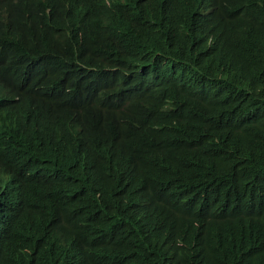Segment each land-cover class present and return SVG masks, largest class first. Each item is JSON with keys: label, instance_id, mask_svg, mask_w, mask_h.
<instances>
[{"label": "trees", "instance_id": "trees-1", "mask_svg": "<svg viewBox=\"0 0 264 264\" xmlns=\"http://www.w3.org/2000/svg\"><path fill=\"white\" fill-rule=\"evenodd\" d=\"M26 4L57 11L51 23L62 38L29 43L18 32L14 43L0 45V147L18 153L9 167L33 198L27 221L46 224V214L58 209L65 193L80 195L76 220L54 241L60 264H155L126 227L103 211L88 215L124 192L128 184H120L134 169L137 176L146 170L157 178L174 172V183L158 186L172 201L176 223L168 233H189L183 222L198 199V223L212 222L215 209L222 223H247L197 236V263L220 264L226 246L247 250L246 264H264L257 234L264 211V0ZM3 9L0 4V14ZM90 10L97 11L98 25L84 28L79 23ZM30 61L27 75L10 70ZM138 69L163 73L155 100L145 107L127 90ZM3 72L15 75L2 79ZM81 107L87 113L83 136L73 121ZM4 116L15 118L18 127ZM112 120L132 128L123 143L129 154L122 150L117 162L96 170L99 141L115 140ZM90 219L100 221L99 234L83 225ZM46 230L52 237L48 224Z\"/></svg>", "mask_w": 264, "mask_h": 264}, {"label": "clouds", "instance_id": "clouds-1", "mask_svg": "<svg viewBox=\"0 0 264 264\" xmlns=\"http://www.w3.org/2000/svg\"><path fill=\"white\" fill-rule=\"evenodd\" d=\"M121 1L123 0H110V5L113 6ZM0 4L4 6L0 14V45L14 43L18 32L29 36V43L37 39L58 42L62 38V32L51 23V17L57 11H43L33 4H26V0H0ZM79 25L84 28L97 27V11H87ZM31 69H33V61L18 62L10 68L15 74L20 75L29 74L26 71L30 72ZM15 74L3 72L1 78H12ZM162 77L163 73L158 70H134L127 90L141 107H145L147 103L155 100ZM120 101L121 98H117L112 104L116 105ZM2 106L0 103V109ZM4 121L11 124L14 129L18 127L16 119L11 116H4ZM73 121L77 125L79 135L83 136L87 113L82 107L76 109ZM112 124L115 140L104 136L99 141L97 155L93 162L96 170H103L117 162L122 150L129 154L123 143L132 136V128L123 120H112ZM13 149L14 147H0V264H60L54 250V241L62 239L64 225L67 222L76 220L73 219V215L80 195L65 193L58 209L46 214V224L52 232V237L46 230L45 222L27 221L26 216L34 211V201L30 192L16 182L14 170L9 167L10 162L18 160V153ZM175 181L174 172L157 178L153 173L152 177H148L146 170L137 176V169H134L130 177L120 184L121 186L128 184L127 189L109 196L100 211H97L95 206L92 207L88 215L103 211L107 218L126 227L133 237L130 240L137 239L144 246L147 257L154 259L155 264H200L194 260L199 248L197 236L212 235L215 228L223 234L238 225L247 223L233 218L231 222L222 223L219 211L216 209L212 211V222L198 223L202 216L198 209L200 200L198 199L183 222L187 225L189 233L185 231L168 233V230L176 223L171 217L172 201L168 194L158 189V186L162 182L174 183ZM261 204L264 206V198H261ZM98 222L100 221L90 219L85 220L83 225H92L88 231L99 234L95 229ZM263 223L264 211L261 213L257 228V234L264 242ZM248 224L251 225V222ZM195 228L198 229V233L195 232ZM132 241H128L127 246ZM247 259V250L223 246L220 264H246ZM77 264L89 263L84 259H78Z\"/></svg>", "mask_w": 264, "mask_h": 264}]
</instances>
